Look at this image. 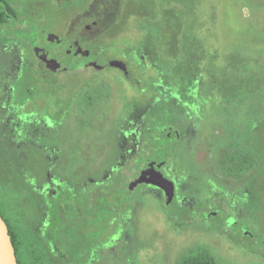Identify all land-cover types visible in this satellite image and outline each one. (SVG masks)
Listing matches in <instances>:
<instances>
[{
	"label": "rangeland",
	"instance_id": "374dc122",
	"mask_svg": "<svg viewBox=\"0 0 264 264\" xmlns=\"http://www.w3.org/2000/svg\"><path fill=\"white\" fill-rule=\"evenodd\" d=\"M139 2L124 0V10ZM49 5L38 26L86 33L75 26L82 16L69 18L77 7ZM193 18L201 55L184 81L161 69L132 18L117 37L88 36L98 64L126 62L136 82L112 67L66 68L55 75L60 96L48 73L33 80L39 64L21 35L0 26V213L22 262L180 264L203 247L216 264H264V155L255 150L264 151V0H197ZM160 105L179 134L159 171L173 185L169 203L156 186L129 188Z\"/></svg>",
	"mask_w": 264,
	"mask_h": 264
},
{
	"label": "trees",
	"instance_id": "16d2710c",
	"mask_svg": "<svg viewBox=\"0 0 264 264\" xmlns=\"http://www.w3.org/2000/svg\"><path fill=\"white\" fill-rule=\"evenodd\" d=\"M196 1L140 0L131 12H126L123 7L124 0H101L102 8L97 13V25L105 31L103 36L117 37L119 33H125L127 22L134 18L139 28L144 31L143 43L155 54L161 69H166L168 75H180L184 81L187 75L193 74L198 56L201 55V49L195 45L190 34L194 25L193 10ZM0 11H3L2 8ZM4 21L13 22L16 21V18L9 16L4 19L0 17V25ZM20 23L21 28L18 30V34L26 39L35 35L34 24L37 22L32 19H21ZM29 43L31 44V42ZM160 106L151 113L146 122L143 144L137 152V160L130 169L131 178L140 176L142 171L155 164L163 165L159 159L165 158L167 153L174 148L175 132L163 119V116L165 117L167 114L163 111V106ZM119 193L128 194L126 190L121 189ZM6 226L10 241L16 251L17 242L14 231L7 223ZM17 261L18 264H25L19 260V257H17ZM180 264L216 263L208 250L197 247L192 253L185 254Z\"/></svg>",
	"mask_w": 264,
	"mask_h": 264
},
{
	"label": "flooded vegetation",
	"instance_id": "af4514ba",
	"mask_svg": "<svg viewBox=\"0 0 264 264\" xmlns=\"http://www.w3.org/2000/svg\"><path fill=\"white\" fill-rule=\"evenodd\" d=\"M49 1L50 0H0V3H1L0 8H2V10H3V11H0V17H3L4 19L8 18L9 16L16 18V21H13V22L4 21V23L1 24L0 26L5 27V31H7L11 35H17L18 30L21 28V23H20L21 17H24L25 19H32L35 22H37V20H46L48 8L50 7ZM63 2H64V4H66V6H64V9L67 8V6L77 7V9L73 10L72 13L69 15V18L77 19V17L82 16V18H80V19L83 20V22H82L83 24H81V21H80L79 24L76 22L75 26H82L83 30L86 32L84 35H81L79 33V34L69 35L68 37L67 36H64V37L63 36H57L54 33H48L49 30L47 29V27L46 28L44 26L41 27L35 23L34 26L36 28V31H35V36L33 37L32 41H29L28 39H26L23 36H20V38H19V39H21V38L24 39V41L28 45V47H30V49L33 50L34 56L37 58V62L39 64L38 66L35 67V69L32 70V73H34L32 75L33 80L37 81V79H39L41 82H44V80L42 79L43 77L38 76L37 74L40 72L48 73L46 75V79H47L46 80V86H48V88L51 91H53L54 93H56L58 96H60V95H59L58 90H56V88H57L56 85H59L58 86V88H59L61 86V82L56 81L55 75L60 70H64L67 68V69H71L73 71H79V70H86L87 68H93L95 70L102 71L106 67H110L109 63L111 61H113V60L104 61V62H100V64H98L97 59L90 52L92 49V46L94 45V40H91L88 36L89 29H91V28L97 29V31L99 32V35H103V33L105 32L100 26L97 25V20H96L97 13H99L101 11V8H102L101 7V0H63ZM12 10H14L15 13ZM49 35L56 36V39H54L53 41H49L48 40ZM29 42H31V44ZM54 48H55V50H54ZM36 50H38V53H36ZM42 55H46V58L48 60H51V59L56 60L59 63L60 67L55 72L50 71L49 69H47L45 62L40 60V56H42ZM64 56L67 58L71 57V59L74 60V62H70L67 64L65 62V60H63ZM123 63L126 65L125 71L122 69H119V68H116V69H118L122 72L123 78L128 83L134 84V82H136V81H135V77H134L133 73L131 72V70L129 68V64L126 62H123ZM64 64H66V65H64ZM92 64H94V65H92ZM30 65H32L31 62L28 64V66H30ZM112 68H114V67H112ZM28 69L31 70V68H28ZM129 72H130V75H129ZM63 84H65V83L63 82ZM71 87L72 86H70V88ZM66 97H67V95H66ZM48 111L51 113L52 116H54L55 111H56V107L53 105L50 108H48ZM167 116H165V117L163 116V119L166 120ZM146 126H147V123L144 124L145 129H146ZM174 132H175V140L173 142L174 143L173 145L175 148V143H177V140L179 138V134L176 131H174ZM141 146H142V144L140 145V147L136 151L135 161L138 158L137 152L140 150ZM174 148L170 152L167 153L165 158H161L159 160L162 161L163 163H165L166 159H168V156L174 150ZM255 150L262 159L263 158V149H262V144L260 142L256 146ZM161 167H162V165H160L159 163L153 165V168L156 171H160ZM261 172L263 173V169ZM261 172H260V177L262 175ZM138 176L136 178H131L132 181H135L138 178ZM146 185H149V184H146ZM150 186H152V185H150ZM256 186H258L259 190L257 192V196L255 197V201H256L255 204H257L256 207H259V201L261 199V193H260V185H259L257 180H256ZM116 192L118 193V191H116ZM257 197L258 198L260 197V198L258 199ZM101 200H102V198H101ZM1 217L4 220V217L2 214H1ZM4 222L7 223L5 220H4ZM230 222H231V219L229 220V223ZM14 235H15V233H14ZM15 238H16V235H15ZM16 242H17V238H16ZM16 251L18 253V242H17V250ZM16 251H15V253H16ZM17 253H16V255H17L16 258L19 257ZM19 260H20V258H19ZM17 263H18V261H17ZM22 263H24V262H22Z\"/></svg>",
	"mask_w": 264,
	"mask_h": 264
},
{
	"label": "water",
	"instance_id": "95a60500",
	"mask_svg": "<svg viewBox=\"0 0 264 264\" xmlns=\"http://www.w3.org/2000/svg\"><path fill=\"white\" fill-rule=\"evenodd\" d=\"M56 39V36L49 35L48 40L53 41ZM38 53V50H36ZM40 60L45 62L47 69L52 72H55L59 67V63L54 60H48L46 55L40 56ZM94 65V64H92ZM110 67L119 68L122 70H126V65L122 61L113 60L109 63ZM149 184L152 186H156L162 189L167 196V203H169L173 196V185L172 183L163 177V175L156 171L153 167H149L148 169L141 172L140 176L133 181L129 188L132 189L137 184ZM0 264H18L15 249L10 241V237L8 235V230L6 223L0 215Z\"/></svg>",
	"mask_w": 264,
	"mask_h": 264
}]
</instances>
